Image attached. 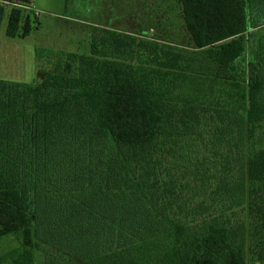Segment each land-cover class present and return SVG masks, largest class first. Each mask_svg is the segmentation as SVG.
Listing matches in <instances>:
<instances>
[{
    "label": "trees",
    "instance_id": "16d2710c",
    "mask_svg": "<svg viewBox=\"0 0 264 264\" xmlns=\"http://www.w3.org/2000/svg\"><path fill=\"white\" fill-rule=\"evenodd\" d=\"M137 11L36 83L0 80V238L43 264H264V0Z\"/></svg>",
    "mask_w": 264,
    "mask_h": 264
},
{
    "label": "rangeland",
    "instance_id": "374dc122",
    "mask_svg": "<svg viewBox=\"0 0 264 264\" xmlns=\"http://www.w3.org/2000/svg\"><path fill=\"white\" fill-rule=\"evenodd\" d=\"M0 5L6 10L0 29V80L34 84L38 71L53 69L63 55L88 54L93 26L133 30L140 0H0ZM13 8L21 10L23 23L30 20L26 38L5 34ZM253 146L264 147V128L254 145L250 142V152ZM254 239L250 237L252 249ZM0 264L43 263L36 251L24 245L22 233H12L0 238ZM249 264H258L253 255Z\"/></svg>",
    "mask_w": 264,
    "mask_h": 264
}]
</instances>
